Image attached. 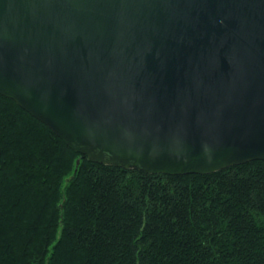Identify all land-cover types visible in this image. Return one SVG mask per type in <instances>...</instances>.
<instances>
[{
    "label": "water",
    "instance_id": "1",
    "mask_svg": "<svg viewBox=\"0 0 264 264\" xmlns=\"http://www.w3.org/2000/svg\"><path fill=\"white\" fill-rule=\"evenodd\" d=\"M0 95L96 163L264 160V0H0Z\"/></svg>",
    "mask_w": 264,
    "mask_h": 264
},
{
    "label": "trees",
    "instance_id": "2",
    "mask_svg": "<svg viewBox=\"0 0 264 264\" xmlns=\"http://www.w3.org/2000/svg\"><path fill=\"white\" fill-rule=\"evenodd\" d=\"M0 264H264V160L96 163L0 95Z\"/></svg>",
    "mask_w": 264,
    "mask_h": 264
}]
</instances>
